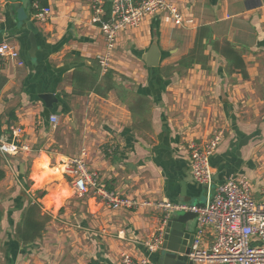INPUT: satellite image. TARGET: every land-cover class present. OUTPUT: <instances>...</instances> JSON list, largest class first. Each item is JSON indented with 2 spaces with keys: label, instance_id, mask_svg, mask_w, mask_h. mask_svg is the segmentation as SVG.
<instances>
[{
  "label": "crops",
  "instance_id": "obj_1",
  "mask_svg": "<svg viewBox=\"0 0 264 264\" xmlns=\"http://www.w3.org/2000/svg\"><path fill=\"white\" fill-rule=\"evenodd\" d=\"M169 1L181 12V25L157 15L120 33L110 70L102 75L96 57L104 42L90 0H46L51 15L44 23L33 18L35 0H26L17 12L0 0V44L16 46L23 62L18 67L0 59V137L19 128L28 147L11 168L0 158V198L9 196L0 208V264H119L122 255L154 264L158 251L149 253L145 244L164 231L162 212L107 208L92 187L77 195L63 162L81 151L96 183L120 197L178 203L183 191L190 203L206 202L207 192L191 176L188 144L205 145L221 131L223 139L210 158L214 185L243 179L252 198L260 199L264 0ZM29 21L37 29L34 59ZM155 42L160 58L158 66L149 67L143 58ZM197 42L198 60L185 61ZM43 94L58 104L46 109ZM43 157L57 174L37 188L33 176L44 171L36 168ZM65 191L69 195L57 205L51 198ZM37 194L47 220L39 238L22 244L16 227ZM186 227L194 232L196 221ZM212 240L206 229L201 246L208 248Z\"/></svg>",
  "mask_w": 264,
  "mask_h": 264
},
{
  "label": "built area",
  "instance_id": "obj_2",
  "mask_svg": "<svg viewBox=\"0 0 264 264\" xmlns=\"http://www.w3.org/2000/svg\"><path fill=\"white\" fill-rule=\"evenodd\" d=\"M109 5L106 13L105 6ZM93 12L92 21L99 27L104 42V51L96 57L100 73L105 75L110 70L115 43L120 33L138 28L150 16L165 15L169 21L180 26L182 15L177 6L169 0H90ZM34 19L44 23L48 21L51 10L38 8ZM108 14V15H107ZM0 59L16 66H22L17 47L3 42L0 44ZM57 118L50 117V123L57 125ZM223 139L221 131H215L205 145L194 142L188 144L191 176L195 183L208 189L214 185V174L210 158ZM28 152L21 138V130L13 129L10 137H0V158L11 168L8 158L16 157L21 152ZM64 175L72 179L77 195L83 197L94 188L103 204L110 209H134L145 206L160 211L162 229L173 214L187 212L195 215L196 229L194 241L187 258L192 264H264V190L260 199L254 200L248 183L243 179L230 178L222 184L214 185V195L206 200L204 207L198 208L189 203L163 200L158 202H137L118 194L106 191L96 183V179L86 168L85 152L72 156L63 162ZM27 195L31 191L24 190ZM33 203H38L35 198ZM206 229H210L213 240L208 248L201 246ZM163 231L153 237L145 246L149 253H156L162 243ZM119 264H149L147 258L134 260L122 255Z\"/></svg>",
  "mask_w": 264,
  "mask_h": 264
},
{
  "label": "water",
  "instance_id": "obj_3",
  "mask_svg": "<svg viewBox=\"0 0 264 264\" xmlns=\"http://www.w3.org/2000/svg\"><path fill=\"white\" fill-rule=\"evenodd\" d=\"M7 1L11 3V7L14 12H17L26 4V0ZM25 26L27 31L29 32V56L31 59H34L35 53L37 51V45L35 41L37 29L31 21L27 22ZM159 58L160 53L157 43L155 42L151 45L150 49L143 59L147 66L156 67L158 66ZM39 98L44 103L46 109H52L54 104H58L55 97L51 94H43L40 95ZM204 189L207 192V189ZM213 195L214 185H211L208 189L207 200L210 201ZM183 197L184 192L182 191L180 202L189 203L198 208L204 207L205 205V202L200 201H192V203H190V199H184ZM193 221H195V215L190 212L170 216L165 224L162 235V243L158 250L157 259L154 264H192V262L188 260L187 256L190 253L191 246L194 241V232L186 226L188 223Z\"/></svg>",
  "mask_w": 264,
  "mask_h": 264
},
{
  "label": "trees",
  "instance_id": "obj_4",
  "mask_svg": "<svg viewBox=\"0 0 264 264\" xmlns=\"http://www.w3.org/2000/svg\"><path fill=\"white\" fill-rule=\"evenodd\" d=\"M37 3L38 8H44L46 7V0H35ZM32 12L35 14L36 10L33 8ZM109 12V10H108ZM107 12V13H108ZM198 44L196 45L197 47H200V43L197 42ZM195 46V48H196ZM225 51H230L231 49L226 45L225 46ZM197 61V56H196V49L191 52V54L185 59V61L188 62H193ZM230 61H234V59H231ZM0 128H1V123H0ZM2 135V132L0 131V136ZM4 177L3 172L0 170V180H2ZM42 197V194L38 196L35 195V200L38 198ZM33 198H29V207H27L22 215H21V220L16 227L15 235L17 240L21 242L22 244L27 243V242H32L36 238H39L42 234V229L44 228V224L46 223L47 218L45 216L43 217L40 213V206L39 203H33L32 202ZM89 264H101L98 261H90Z\"/></svg>",
  "mask_w": 264,
  "mask_h": 264
},
{
  "label": "clouds",
  "instance_id": "obj_5",
  "mask_svg": "<svg viewBox=\"0 0 264 264\" xmlns=\"http://www.w3.org/2000/svg\"><path fill=\"white\" fill-rule=\"evenodd\" d=\"M36 168L38 171L40 169H44V171L40 173L39 175L33 176V179L36 181L37 188H39L42 185V182L45 180L46 177H48L49 175L57 174L56 170H52V171L48 170V158L47 157H43L42 160L37 161ZM67 195H69V193L65 191V192L57 194L54 198H51V199H53L54 202L57 205H59L62 197H66Z\"/></svg>",
  "mask_w": 264,
  "mask_h": 264
},
{
  "label": "rangeland",
  "instance_id": "obj_6",
  "mask_svg": "<svg viewBox=\"0 0 264 264\" xmlns=\"http://www.w3.org/2000/svg\"><path fill=\"white\" fill-rule=\"evenodd\" d=\"M20 16H22V15H20ZM196 48H198L197 46H196ZM195 48V49H196ZM114 54V53H113ZM200 58H201V56H200ZM112 60H113V58H112ZM111 65H112V62H111V64H110V67H111ZM13 159H14V157L13 158H8V161H12V163H13ZM1 160V159H0ZM28 169H30V165H28ZM13 171H15V170H13ZM16 172V171H15ZM13 179H15L16 177L15 176H13L12 177ZM20 183L25 187V184H28V179H27V176H25V178H23L22 180H20ZM4 189V188H3ZM24 189H26V188H24ZM24 191V190H23ZM24 193V192H23ZM25 194V193H24ZM4 195V194H3ZM35 197V196H34ZM33 197V198H34ZM9 198V196H4L3 198H0V208L1 209H4L3 207H1V205H2V203L3 202H5L7 199Z\"/></svg>",
  "mask_w": 264,
  "mask_h": 264
}]
</instances>
